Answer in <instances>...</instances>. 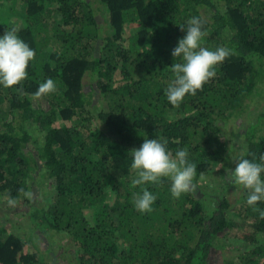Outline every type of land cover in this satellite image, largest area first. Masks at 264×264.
Masks as SVG:
<instances>
[{"label":"trees","instance_id":"obj_1","mask_svg":"<svg viewBox=\"0 0 264 264\" xmlns=\"http://www.w3.org/2000/svg\"><path fill=\"white\" fill-rule=\"evenodd\" d=\"M18 12L25 25L17 35L35 58L20 84L0 85L7 112L0 122V194L27 203L32 197L19 189L30 192L40 179L52 193L50 207L39 209L40 220L68 239L64 252L75 264H211L219 249L237 253L223 264H264V199L249 205L255 222L221 247L231 228L226 194L235 184L216 195L202 186L214 161L231 159L222 125L264 84V0H21ZM192 18L202 22L201 47L232 54L201 90L173 107L166 89L174 79L171 66L181 58L171 53ZM128 24L140 30L125 46ZM12 28L0 23V36ZM87 75L96 77V86L85 91ZM49 78L56 91L36 97ZM85 113L84 121L98 123L87 135L54 126ZM145 137L159 139L173 155L186 149L196 164L194 187L180 198L171 195L166 177L132 185L129 153ZM243 144L233 157L264 163V111L245 126ZM145 188L156 200L152 211L140 213L133 197ZM238 189L248 197L249 190ZM32 206L26 214L38 229ZM33 235L24 241L0 228V262L44 264L36 247H28Z\"/></svg>","mask_w":264,"mask_h":264},{"label":"clouds","instance_id":"obj_2","mask_svg":"<svg viewBox=\"0 0 264 264\" xmlns=\"http://www.w3.org/2000/svg\"><path fill=\"white\" fill-rule=\"evenodd\" d=\"M201 29L200 19H190L187 28H181L186 31V35L178 41L171 53L174 59L181 58V62L171 66L174 79L166 89L167 100L173 107H179L186 95L194 96L201 90L209 79L215 77V66L232 54L224 47L214 51L201 47L200 41L205 35ZM18 31V28H12L0 36V85L5 88H11L26 79L28 64L35 58L34 50L19 38ZM55 91L56 84L49 78L39 85L34 95L42 97ZM129 154L132 160L131 170L135 173L132 180L134 187L149 182L158 183L161 178L166 177L171 181V195L177 199L194 187L196 164L189 162L186 149L173 155L159 139L145 137L143 144L132 149ZM260 160L264 162V155L260 156ZM261 173H264V163H255L245 158L237 160L234 169L229 170V180L249 190L247 203L250 206L264 199ZM19 192L27 198L32 196L31 192H25L23 188ZM155 200L156 196L145 188L142 193L134 194L133 205L138 212L147 213L152 211ZM8 204L14 206L16 200L9 198ZM261 217L264 218V212H261Z\"/></svg>","mask_w":264,"mask_h":264},{"label":"rangeland","instance_id":"obj_3","mask_svg":"<svg viewBox=\"0 0 264 264\" xmlns=\"http://www.w3.org/2000/svg\"><path fill=\"white\" fill-rule=\"evenodd\" d=\"M20 2L21 0H0V23H5L10 27L18 29L24 27V15L18 12L20 9ZM52 6H56L54 2L49 4L50 9ZM47 10L44 11L46 14H48ZM103 15L106 17V13H103ZM54 19L55 21L53 24L56 25L57 17ZM49 22L51 23L50 20ZM139 30L140 27L137 24L125 25L122 32L123 44L126 46L128 38ZM52 48L53 45H51L50 49ZM117 77L119 76L117 75ZM95 86L96 77L94 75H87L84 78V90L88 91L89 88H94ZM254 90H256L255 94L247 99L243 106V110L236 112L235 116L233 115L227 120L226 125H222L224 138L231 140L229 150L233 156H239L242 154L241 152L244 146L243 132L245 126L253 121L259 113L264 111V84L258 83ZM97 107L99 108V104H97ZM90 113H92V111H90ZM176 117L175 114L169 116L170 119ZM6 119L7 112L5 108L0 105V122ZM87 119L88 115L85 113L83 116L73 117L68 122L63 121L61 123H55L54 126H59V124L65 125L87 135L98 124L95 121H84ZM224 138L221 137V139ZM232 155L231 159L223 165L218 161L212 163V169L204 176L202 181L203 190L205 192L211 195L219 194L225 184L231 182L228 178V173L230 169H233V166L237 161V158ZM30 173L35 177V171L32 170ZM114 173L116 174V172ZM44 188L43 182L39 179L36 186L29 189L32 193V198L27 203L25 199H20L16 201L14 206H10L8 204V198L4 194H0V228L6 229L8 232L24 241H26L33 232V238L35 241L28 247H36L35 250L38 252L39 257H41V262L44 264H75L73 255L64 252L66 246L68 250L70 248L68 239L59 233L48 231L49 228L47 224H44L43 220H40L39 209H41L42 206L50 207L52 204V193ZM226 196L231 202V207L226 213V216L231 221V228L226 235L221 236L218 243L221 247L223 245H231L238 240L242 231L247 229L249 225L253 224L255 222L254 217H256L253 207H250L248 203H246L247 198L245 197L244 199V193L238 189V185H234ZM237 199L239 201L235 202ZM31 206L34 208V219L39 217V220L41 221L40 225L38 224L39 226H37L38 229L34 228V225L31 224L26 214ZM252 213L254 216H250ZM90 223L92 224L93 222ZM220 250L222 249H219V251L213 255L211 264H223L224 261L235 258L237 254L235 252ZM262 262H264V260Z\"/></svg>","mask_w":264,"mask_h":264},{"label":"built area","instance_id":"obj_4","mask_svg":"<svg viewBox=\"0 0 264 264\" xmlns=\"http://www.w3.org/2000/svg\"><path fill=\"white\" fill-rule=\"evenodd\" d=\"M0 264H2V263L0 262Z\"/></svg>","mask_w":264,"mask_h":264}]
</instances>
